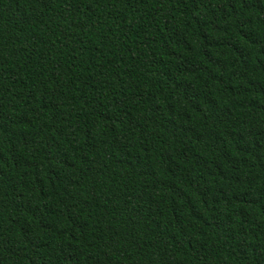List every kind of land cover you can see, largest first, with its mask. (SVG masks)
I'll use <instances>...</instances> for the list:
<instances>
[{
	"label": "trees",
	"instance_id": "1",
	"mask_svg": "<svg viewBox=\"0 0 264 264\" xmlns=\"http://www.w3.org/2000/svg\"><path fill=\"white\" fill-rule=\"evenodd\" d=\"M0 264H264V0H0Z\"/></svg>",
	"mask_w": 264,
	"mask_h": 264
}]
</instances>
